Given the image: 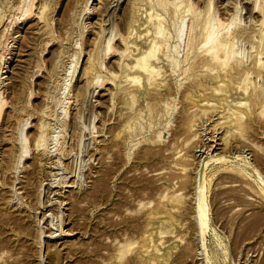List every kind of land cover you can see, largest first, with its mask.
I'll return each mask as SVG.
<instances>
[{"label": "rangeland", "instance_id": "374dc122", "mask_svg": "<svg viewBox=\"0 0 264 264\" xmlns=\"http://www.w3.org/2000/svg\"><path fill=\"white\" fill-rule=\"evenodd\" d=\"M0 264H264V0H0Z\"/></svg>", "mask_w": 264, "mask_h": 264}, {"label": "bare ground", "instance_id": "6f19581e", "mask_svg": "<svg viewBox=\"0 0 264 264\" xmlns=\"http://www.w3.org/2000/svg\"><path fill=\"white\" fill-rule=\"evenodd\" d=\"M41 15V14H40ZM213 23V22H212ZM209 24V25H207V27H206V34H204L205 35V39L204 40H206V41H208L207 39H210V32L212 31V26H213V24ZM160 26H156L155 27V33H159L160 32ZM220 40V39H219ZM216 41V40H215ZM222 44V43H221ZM221 46H223V45H221ZM220 43H219V41H216V42H214V43H212L210 46H208V50L207 51H209V53H210V58L211 59H216V57H217V54H218V51L220 50ZM126 52V51H125ZM144 52V51H143ZM154 56V48L152 47L150 50H146V52H144V53H139V55L136 57V63H135V65L137 66V70H139V71H142V72H145V73H147V75H146V77H147V79H150L151 77V73H152V69L154 70V68H152L151 66H150V64H149V60H150V58H152ZM226 58V57H225ZM217 60H218V58H217ZM221 62V61H220ZM219 62V63H220ZM90 70V69H89ZM155 74H156V71H155ZM154 79V78H153ZM129 80V79H128ZM132 80H138V78H133ZM222 86V85H221ZM240 116V115H239ZM238 119H235L234 121H233V123H238ZM40 141V137L37 139V143ZM24 146L22 145V148H23ZM223 160V159H222ZM224 161V160H223ZM228 163V162H227ZM162 239V238H161Z\"/></svg>", "mask_w": 264, "mask_h": 264}]
</instances>
